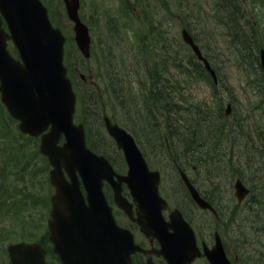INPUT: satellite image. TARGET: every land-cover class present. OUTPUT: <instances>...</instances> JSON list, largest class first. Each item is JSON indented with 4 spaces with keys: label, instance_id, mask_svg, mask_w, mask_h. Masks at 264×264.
Masks as SVG:
<instances>
[{
    "label": "water",
    "instance_id": "95a60500",
    "mask_svg": "<svg viewBox=\"0 0 264 264\" xmlns=\"http://www.w3.org/2000/svg\"><path fill=\"white\" fill-rule=\"evenodd\" d=\"M78 7V0L67 2L68 16L76 23V41L83 54L89 57L88 30L80 22ZM2 17L9 32L2 28ZM10 39L19 52L20 60H15L7 50L6 42ZM183 39L191 45L198 58L204 61L207 70L216 80L213 69L186 30L183 31ZM63 53L64 37L59 29L52 27L47 9L39 0H0L2 101L11 115L20 120L23 132L38 136L51 126L50 132L42 136L41 151L54 166L52 183L57 187L53 221L50 223L52 240L56 243L58 233L72 235L74 231H81L87 240V259L82 255H76L73 260L67 257L72 253V248L63 243H56L55 251L67 264H129L132 248H123L121 252L118 248L119 255L117 258L113 256L110 238L114 233L108 231L114 226L111 228L108 219L101 224L97 216L93 217L95 211L103 216L110 211L101 192L103 180H106L112 184L120 206L125 203L120 195L122 183L128 186L139 209L138 223L141 230L159 240L161 250L157 253L163 255L168 264H191L201 256L194 232L179 211L170 215V223L165 222L161 212L166 208V202L159 197L158 192L160 174L149 169L134 139L106 120L109 133L124 151L129 167L126 176H117L106 160L86 148L82 126H75L72 122L75 95L66 76ZM261 64L264 71V50L261 51ZM62 134H65L66 142L58 146ZM63 169L71 176L72 183L66 182ZM76 171L81 175L90 195L100 198L99 205H84ZM182 177L195 201L202 208L210 209L211 206L200 197L186 176L182 174ZM235 190L240 202L249 192L240 180L236 182ZM9 251L13 264H43L39 247L19 244L10 247ZM204 253L210 264H231L218 236L214 247H205ZM108 256L115 262L107 261Z\"/></svg>",
    "mask_w": 264,
    "mask_h": 264
},
{
    "label": "trees",
    "instance_id": "16d2710c",
    "mask_svg": "<svg viewBox=\"0 0 264 264\" xmlns=\"http://www.w3.org/2000/svg\"><path fill=\"white\" fill-rule=\"evenodd\" d=\"M175 1L182 4V8H175ZM213 1L216 5V12L221 16L217 19V22L222 27L223 31L225 30L222 35L228 42V49L230 51L229 60L233 61L237 65V68L243 69L244 71H246L251 64L253 65L255 63L256 65V73L259 80L257 77L256 80L251 76L248 78L247 74V84L251 85V83H258L257 89L254 86L251 87L259 96L260 93L263 94L262 97L258 96L257 104L254 102V111H257L258 115L261 117L260 125L259 121L252 117L253 125L250 124L246 118L236 114L232 117H227L225 115L224 104L226 99L229 101L234 100L232 93L227 91L222 92L218 89L194 54H192L179 39H175L174 36H171L172 31L170 29L167 27L165 28L163 25H156L151 21L152 23H150L148 30L149 41L146 40L144 36L140 38L144 34L140 33L138 35L139 39L136 42V51L139 55L135 56V58L140 59V62L135 61V63L136 65L140 64L142 69L140 74L145 78V82L140 89V91H143L142 96L144 95L145 97L143 96L141 103L139 100L140 104L137 105L136 103V106L139 108V118L141 119H137L138 123L133 124V127L137 131L136 135L141 134V137H143L148 144L151 143L153 145L155 142L157 148L166 149L167 145L165 138L168 139L171 149L178 151L176 159H178V164L182 167H184V165L190 166L192 164H198L199 166H203L201 168L202 172L206 170V166L210 167L207 173L211 179L217 175L224 176L226 174L230 181H233L235 178L244 180L251 187L253 192L247 208L249 210L257 209L256 213L253 215L250 213L251 211L249 212V217L252 216L253 224L251 227L247 226L246 235L249 236L250 228H253V236L258 235L263 237L264 90L261 89L262 87L264 88V75L260 72L261 67L258 55L259 49L264 46V28L263 24L254 26L251 22L249 28L248 24L246 26L242 24L248 21L247 17H244L246 15L243 8L245 1ZM246 1H248V4L250 3L251 6H255L259 3L264 6V0ZM185 4L186 0H161V7L166 9L168 17L170 16L173 17V19H179L186 23L194 38L200 41L193 27H191L192 9L187 11ZM143 7L145 19L153 20V16H156L155 19H157V15L152 10L150 11L148 6L143 5ZM172 11L174 12L171 13ZM203 13L200 4L198 5V18ZM54 22L57 23L55 20ZM260 26L262 27L260 28ZM199 43L204 49L206 56L210 58L216 66L222 50L213 48L210 41L207 39L204 45L201 42ZM108 61L109 66L105 68V70L110 78V92L116 101L119 100L122 107L124 106L126 109L131 108L132 103L137 98L132 97L131 100L133 102L125 98V95L127 93L130 94V91L127 85L124 84L125 80L123 76L120 78L116 76L117 73L121 74L125 70H122L120 65L117 66L112 63L111 60ZM173 68L177 71L176 75H171L170 73ZM128 72L133 75V71L128 70ZM202 81L208 83L213 90L214 102L211 105L200 102L193 103L187 98H184L181 104L178 102V95L182 93L185 85ZM221 85L223 87L225 86V82L222 79ZM87 101L89 109L87 119L92 123L93 117L97 120L100 118L97 97L89 95ZM134 107L135 105L133 108ZM125 113L127 115L129 114L128 112ZM143 114L146 115L144 118H142V116H144ZM128 116L132 117L131 114ZM148 118L152 119L151 124L146 122ZM159 118L164 120L162 124L163 130L159 123ZM126 122L129 123L128 121ZM258 125L259 127L257 128ZM16 136L18 137V135ZM152 137H155L156 141H154ZM237 138L243 139L242 145L244 147L243 150L239 152L238 160L233 157L226 158L225 160L221 159L222 157L219 154L224 157L227 156V153H223L225 152L222 147L223 141L228 139L235 140ZM14 141L16 144L18 143L16 140ZM204 189H206V187H204ZM214 189L216 190L218 187L216 186ZM206 191L208 194V190ZM1 196H3V194ZM212 197L218 199L215 193L210 195V198ZM210 202L212 201L210 200ZM239 206V204H236L230 207L228 211L229 222L233 221ZM227 207L224 206L225 211H227ZM261 246L264 248L263 243H261ZM238 253L240 255L242 254L239 251Z\"/></svg>",
    "mask_w": 264,
    "mask_h": 264
},
{
    "label": "rangeland",
    "instance_id": "374dc122",
    "mask_svg": "<svg viewBox=\"0 0 264 264\" xmlns=\"http://www.w3.org/2000/svg\"><path fill=\"white\" fill-rule=\"evenodd\" d=\"M148 1L150 3L152 2L151 0H148ZM133 2L139 3V4L141 3V2H136L135 0H132L130 1V4ZM96 3L100 5L98 11L101 15L99 14L98 18L93 17V15L91 14V10L94 8V5H96ZM83 6H84L83 14H86L87 16L85 17V19L87 21L93 22L94 24L93 30L95 31V34L100 38V40H98V38L95 40V49L93 51V59L81 64L82 72L88 78V82L87 83L84 82L86 84L85 87H87L89 91L91 90L92 93L97 95L98 100L102 104L100 108L110 113V115H112L113 113L116 120L122 121L125 123L126 121H129L128 115L124 114V111H125L131 114L133 120H135L136 123H138L137 119H141L139 118V108L136 107V108L126 109L123 107V109H121L119 106H117L114 100H112L111 92L108 93L107 91L110 86V78H109L108 73L105 71V64L108 62V60H106L102 56L104 52L103 43L106 42L105 47L106 49L110 50L111 57L114 59V61L124 60L126 62L125 58L120 57L121 52L117 50L118 46H121V43L120 45L115 44L113 41L115 37H112L110 38V40H108V37H106V34H107L106 32H112L115 26L120 25L125 22H131L132 25L136 24L137 27L141 25V27H144L145 29H147V26L145 24L138 23L139 22L138 19H136L135 21L134 14L132 12L130 13L129 9L127 10L124 4H122V2H118L117 0H85ZM111 6L113 7V10L110 11L109 9ZM117 6H121L120 7L121 11H120V14L114 15L115 14L114 10L116 9ZM247 6L248 4H245L243 6L244 12L246 13V15H250L251 17V14H249L250 11H247ZM154 8L155 10L160 11L157 9L158 7H156V5ZM138 12L139 11H137V13ZM252 13H253L252 21L254 20L255 23L257 21L256 25L264 24V20H260L258 18V14L264 13V6L260 7V6L255 5ZM113 18H116V21H113V24H111L110 22L112 21ZM63 26H64V29L69 34H72L73 36L72 24H70L68 21L64 19ZM168 28H170L172 33L177 38L180 39L181 29L179 28V25L177 24L175 20L173 19L170 20V23L168 24ZM193 29H194L195 34L198 36L200 42L203 45L205 44V41L207 39L208 41H210L211 46L213 48L223 49V52H222L223 54L220 52L223 55L222 59L225 58L226 60H229L230 54H229V51L225 49L224 40L221 36L222 33L225 32V30L223 31L221 26L220 27L217 26L213 20L209 19V24L202 23V22L199 23L198 21L197 27H193ZM99 31L103 33L104 39H102L101 36H99L100 34ZM131 33H132V30H130L129 32L125 31L122 33V36L123 38H125L128 34L131 35ZM71 46H72V54L75 57L77 56V53L75 52L76 46L75 44H71ZM221 60H219L220 63H221ZM219 66H221V70L223 72V77H224V82H225L224 88L222 87L223 89L222 92L227 91L229 93L230 92L232 93L233 98H235V104L233 105L235 110H233V114L239 115L240 117L244 118L245 116L249 114L247 110L252 107V103L257 99V95L255 94L254 91L251 90V87L248 86L246 82L245 74L235 67L233 61L229 60L225 64L221 63ZM256 70H257L256 68L250 69V74L252 78L257 77ZM116 76L120 78L121 76H125V75L117 73ZM137 87L138 85L134 83L133 85L134 93H136ZM187 91L194 98L193 101L191 100L193 103L197 101V103L200 102V103H204L207 105H211L213 101L212 92L210 91L209 86L204 81L199 82V83H194L191 89L190 90L187 89L186 92ZM183 96L187 97L184 94ZM227 103L228 102H226V104ZM145 116L146 115L142 116V118H144ZM1 117L2 119H0V127L4 129L6 133L7 131L10 133L12 131L11 133L12 139L19 142L17 140V136L15 134L13 127L9 125L8 123L5 124V121L7 119L4 116H1ZM158 120L160 124L161 123L163 124V119H158ZM151 121H152L151 118L150 119L148 118V120H146V122L149 124H151ZM93 122L95 123L93 126V132L96 135L95 131L97 130V128H99L98 125L100 123L94 117H93ZM2 133L4 132H0V146H6L2 142L3 141L1 138V136L3 135ZM96 137L99 138V136H96ZM152 139L156 141L155 137H152ZM140 144L142 145V150L145 151L146 146L143 143L142 139L140 140ZM242 144H243V139L241 138H237L235 140L234 139L224 140L222 143V147L225 152L223 153L225 154L227 153L226 154L227 156L224 157L223 155L219 154L222 157L221 159L225 160L226 158L234 157V159L238 160L239 152H241L244 148ZM153 146L154 148L150 149L151 153L148 155V158L152 162L153 166L158 167L160 171L162 172V178L164 179L163 188L165 187L167 195L171 199L169 200L166 198L170 203L169 212L173 209V207H180L181 205L185 209L186 212L190 213V215L188 216L190 217L192 222L195 224V227L197 229L199 228L198 230L199 235L206 242L210 243L212 241L211 236H213V231L215 229H219L224 236L225 247H226L227 253L230 256L237 259V256L235 254H237V252L239 251L242 253L241 254L242 256L246 257L247 260L249 261L254 260V264H264V248L261 246V243L264 242V237H260L256 235L254 238H252L254 234L251 231L249 233V236L246 235L243 232L241 221H235L231 225L229 221L227 223H224L223 220L214 222L211 218V215L208 212L202 211L200 209L198 210L196 208L194 210L190 206V204H188V202L184 200L185 192L183 188L178 184L179 180L177 178L178 177L177 172H175L173 169V166L175 165L174 159L176 158V154H178V151L176 149L175 150L177 152L170 149L171 151L169 152L167 150L165 151V149L157 148V145L155 144V142L153 143ZM117 154L118 153H112L114 157L116 156L118 159L122 160L120 158L121 155L118 154L120 155L118 156ZM27 159H29V163L35 164L34 165L35 168L38 167V164H37L38 160L34 157V155L31 157L30 155H28ZM16 163L17 162L13 163L12 161L9 163L5 162V166L9 171L12 167H15ZM205 168L206 170H204V172L200 174L201 181H199V178H197V181L202 186V188L206 187V181L208 179L209 180L211 179V177L207 173L210 167L206 166ZM190 169L191 168H189V172H192ZM18 172H19L18 175H20L19 180L21 182H23L25 178L28 177V175L30 174V171H28V169L19 170ZM214 178H216L217 180V187H218L217 190L222 193L223 197H226V198L228 197V202H221V203L218 202L219 203L218 206L220 207V209L223 210L224 206L227 207V206L236 205L237 201L233 197L234 189L232 190L230 189L229 181L227 182L226 180L224 182H221L222 179H220L219 177H214ZM15 181L16 179L4 181V183L2 184V186L5 184V187H6L4 191L6 190L8 191L9 187L12 186V184H15ZM211 185H212V182L208 186H211ZM44 190L46 191V187ZM167 195L165 196L167 197ZM22 204L24 205L26 203L22 201ZM49 209H50V205L48 204V210ZM250 211H251L250 213L253 215L254 213H256L257 209L250 210ZM227 213H228V209L226 212H223L225 217ZM45 214H48V212ZM5 218L6 216H0V233L4 234V235H0L2 239L3 247H5L6 245L10 243L9 242L10 239H8V237L11 234H13V232H16L15 229H17L16 223L14 221L16 218L11 219L9 222L3 221ZM125 219L128 221L126 217L124 218L123 216H119V220L121 222L126 223ZM248 219L252 220V217H249ZM129 227H133V226H129ZM19 228H20V225L18 226V229ZM133 231L135 232L138 238L142 239V237L139 235V233L135 229ZM242 238H247V241L251 240L250 244H246L242 242L241 241ZM194 264H206V263L204 259H198ZM236 264H244V263L240 259V261H237Z\"/></svg>",
    "mask_w": 264,
    "mask_h": 264
},
{
    "label": "bare ground",
    "instance_id": "6f19581e",
    "mask_svg": "<svg viewBox=\"0 0 264 264\" xmlns=\"http://www.w3.org/2000/svg\"><path fill=\"white\" fill-rule=\"evenodd\" d=\"M236 14V13H235ZM233 16V15H232ZM156 101V100H155ZM129 107V106H128ZM154 107V106H153ZM132 108V107H131ZM125 114V113H124ZM129 115V114H128ZM204 116V115H203ZM208 117V116H207ZM194 121V120H193ZM186 124V123H185ZM211 130V129H210ZM189 132V131H188ZM11 133H12V131H11ZM11 133L10 132H8L7 131V133L5 132V133H2L3 135L1 136V138H2V142L5 144V145H9L10 143H11V141H12V137H11ZM190 134V133H189ZM23 169H25L26 167L25 166H23L22 167ZM37 203V199L35 198V199H32V201H31V204L32 205H35ZM20 208H19V211L20 212H22V211H24L25 209H26V206L25 205H23L22 204V201H20Z\"/></svg>",
    "mask_w": 264,
    "mask_h": 264
},
{
    "label": "flooded vegetation",
    "instance_id": "af4514ba",
    "mask_svg": "<svg viewBox=\"0 0 264 264\" xmlns=\"http://www.w3.org/2000/svg\"><path fill=\"white\" fill-rule=\"evenodd\" d=\"M2 177V173H1V167H0V179ZM0 264H9L8 261L5 260H0Z\"/></svg>",
    "mask_w": 264,
    "mask_h": 264
}]
</instances>
